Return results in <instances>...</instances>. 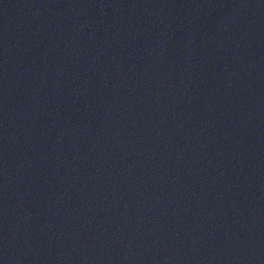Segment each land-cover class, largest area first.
I'll list each match as a JSON object with an SVG mask.
<instances>
[{
	"label": "water",
	"instance_id": "water-1",
	"mask_svg": "<svg viewBox=\"0 0 264 264\" xmlns=\"http://www.w3.org/2000/svg\"><path fill=\"white\" fill-rule=\"evenodd\" d=\"M0 264H264V0H0Z\"/></svg>",
	"mask_w": 264,
	"mask_h": 264
}]
</instances>
